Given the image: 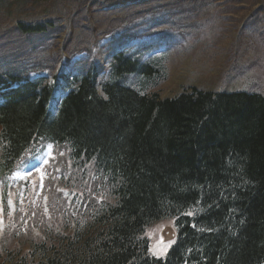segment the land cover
Segmentation results:
<instances>
[{
	"label": "trees",
	"instance_id": "obj_1",
	"mask_svg": "<svg viewBox=\"0 0 264 264\" xmlns=\"http://www.w3.org/2000/svg\"><path fill=\"white\" fill-rule=\"evenodd\" d=\"M37 1L0 0V7ZM214 1L72 0L57 19L18 17L12 26L0 23V40L16 54L9 59L14 63L0 62V176L28 146L47 139L68 143L69 157L84 176L93 171L90 204L35 223L41 237L29 239L30 245L20 241L22 232L13 231L0 242V264H264L262 91L189 87L161 98L143 92L159 76V61L140 62L121 50L107 58L108 75L99 83L95 78L103 71L93 65L80 77L66 79V93L52 114L47 106L57 80L27 77L46 69L51 79L58 78L64 55L84 53L86 59L76 66L86 65L92 60L90 48L106 36L115 40L128 34L134 17L145 26L163 19L171 25ZM66 10L69 18L73 12L71 17L84 21L74 27L82 44H72L70 32L61 44L52 41L70 28L59 23ZM94 11L100 13L97 22L88 18ZM111 21H118L120 35L107 27ZM29 38L50 41L27 55L30 46L22 42ZM19 40L17 47L11 45ZM48 47L54 52L42 53ZM36 54L41 57L34 59ZM29 59L34 62L28 64ZM128 75L137 76L141 90L126 84ZM73 147L102 163L105 173L84 166ZM165 219H173L176 241L164 258H154L147 253L144 230ZM24 236L30 238L31 230Z\"/></svg>",
	"mask_w": 264,
	"mask_h": 264
},
{
	"label": "rangeland",
	"instance_id": "obj_2",
	"mask_svg": "<svg viewBox=\"0 0 264 264\" xmlns=\"http://www.w3.org/2000/svg\"><path fill=\"white\" fill-rule=\"evenodd\" d=\"M69 1V2H68ZM54 0L37 2H29L22 8H16L15 5L9 7H0V23L5 27L12 26L16 18L22 17L26 20H42V19H57L58 14L65 10V4L71 3L72 0ZM83 1V0H82ZM253 15L252 13H256ZM82 14L84 10L81 11ZM71 13V12H70ZM73 14V12H72ZM71 14V16H72ZM66 10L65 20L59 21L61 25L70 26L64 27L63 33L56 38L55 41L61 44L66 32L72 34V44H82L80 37L76 33H80L79 28H74L75 24L84 22L77 16L68 17ZM100 13L94 11L88 14V18L92 17L95 22L98 21ZM161 18H166L164 14L158 13ZM186 16V15H185ZM180 18L173 21L176 29H180L181 34H174L173 41L163 39L158 41L160 35L154 33L145 37H127L124 38L126 46L130 49H144L143 60L154 59V56L162 57V71L164 75L161 78H156L152 84L146 88V92H157L161 98H172L177 96L183 90L189 87H196L208 91H262L264 92V0H216L211 5L202 8L195 14L185 17L184 22L178 21ZM164 24H167L165 22ZM95 25V24H94ZM169 26H160L159 29H164ZM74 29V30H73ZM122 31V30H117ZM165 34V33H164ZM37 40L33 45L28 40L22 44L28 47L27 55H30L32 46L40 47L42 41ZM168 42L172 45L169 49L165 46ZM20 44H21V40ZM48 40L46 43H48ZM53 42L54 39L52 40ZM105 42V41H103ZM151 49L148 47L154 45ZM46 43L42 44L45 45ZM85 43V41H84ZM253 44V45H252ZM120 43H113V50H119ZM147 48V49H146ZM99 47H94L93 53H98ZM42 49H40L41 51ZM54 49L43 51L42 53L51 54ZM96 55V54H95ZM16 56L8 50L6 44L0 45V61L3 64H8L7 61ZM41 56L36 54L34 59ZM78 56L77 58H80ZM76 58V59H77ZM99 58L103 57L99 56ZM69 61L64 68L72 70ZM60 65V63H59ZM75 66V65H74ZM63 68V69H64ZM107 76L104 73L103 79ZM137 76H130L127 83L138 87ZM65 157V151L62 148L44 145L38 147L35 152L24 159L21 163L19 171L15 177L9 180L12 187L8 189L6 204L7 212L2 218V207L0 201V242L6 238L5 228L15 231L14 223V208L23 209L26 205L35 202L41 197V203L54 197L56 190L59 189L57 182L65 181L70 177V171H61V159ZM67 168L69 162L66 160ZM74 173V171H71ZM28 182L29 196L24 195L22 189L26 187L21 185V181ZM51 182V190L48 191ZM83 181L74 180V175L68 181L67 185L62 188L63 191L80 193L83 190ZM87 192L89 187L85 188ZM43 191V193H42ZM85 191V190H84ZM63 192V194H65ZM42 193V194H41ZM34 198V199H33ZM27 206L23 212H27ZM35 208L32 210L34 213ZM33 214H29L32 216ZM47 215V214H46ZM58 221L53 223L56 225ZM146 237L149 239L148 251L156 257H163L175 240V227L173 219H165L156 223L152 227L146 229ZM20 241L29 244L30 240H38L41 236L32 233L30 238L24 236V233L19 234ZM166 249V251H165ZM26 251V249H24Z\"/></svg>",
	"mask_w": 264,
	"mask_h": 264
},
{
	"label": "bare ground",
	"instance_id": "obj_3",
	"mask_svg": "<svg viewBox=\"0 0 264 264\" xmlns=\"http://www.w3.org/2000/svg\"><path fill=\"white\" fill-rule=\"evenodd\" d=\"M132 22L135 25V27L137 28V30L141 29V22L139 21V19L137 17L132 18ZM0 45H2V41L0 40ZM49 49H51L52 47H48ZM118 50H113V44H108L106 46H104L103 48L99 49L98 53H95L96 56L94 58H92V60H90V62H88L86 65H78V66H74L72 67V70H67L64 67H60L57 70L59 71V76L56 79H49L50 82H53L55 80H59L61 79L63 76H71V77H80L81 75H83L86 72V69L89 68L90 65H93V69L101 72L103 71V75L99 76L96 75L95 81L96 83H99L100 81H102L103 77H104V71L108 68V61L107 58L109 56L114 55ZM99 56L103 57L104 60H102V58H99ZM64 68V69H63ZM108 75V74H107ZM60 107V101L55 98V105L54 108L52 109V114H56L58 112V109ZM47 141L51 144H54L56 146L62 147L64 149L70 150V146L68 145V143L66 142H62V143H58V142H54L51 139H47ZM72 151L78 156L80 157L81 160H84V166L87 165H94L95 169L98 173L103 174L105 173V169L103 167V164L100 163L101 166H99L94 160H92L90 157H88L85 153L81 152L80 149H78L77 147H73ZM91 156H95L97 157V155H94L93 152H89L88 153ZM88 161V162H87ZM99 161V160H98ZM107 176L109 177V175L107 174ZM91 202V197L87 196L85 197V199L83 200V205H89ZM175 242V240H174ZM194 260V258H193ZM185 264H192V262H190L189 260H186Z\"/></svg>",
	"mask_w": 264,
	"mask_h": 264
},
{
	"label": "snow or ice",
	"instance_id": "obj_4",
	"mask_svg": "<svg viewBox=\"0 0 264 264\" xmlns=\"http://www.w3.org/2000/svg\"><path fill=\"white\" fill-rule=\"evenodd\" d=\"M191 213H189V215H190ZM165 251H166V249H165Z\"/></svg>",
	"mask_w": 264,
	"mask_h": 264
}]
</instances>
